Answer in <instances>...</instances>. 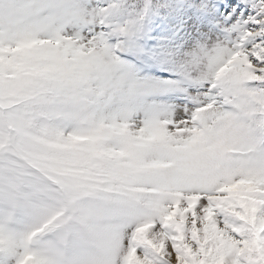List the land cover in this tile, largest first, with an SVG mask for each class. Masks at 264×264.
I'll use <instances>...</instances> for the list:
<instances>
[{
    "label": "snow or ice",
    "instance_id": "6c2138e0",
    "mask_svg": "<svg viewBox=\"0 0 264 264\" xmlns=\"http://www.w3.org/2000/svg\"><path fill=\"white\" fill-rule=\"evenodd\" d=\"M0 264H264V0H0Z\"/></svg>",
    "mask_w": 264,
    "mask_h": 264
}]
</instances>
